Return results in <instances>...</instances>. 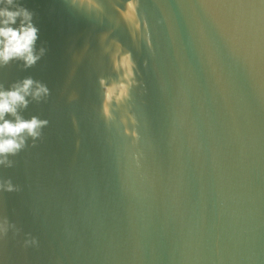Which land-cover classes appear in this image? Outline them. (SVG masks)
Segmentation results:
<instances>
[{
	"label": "water",
	"instance_id": "95a60500",
	"mask_svg": "<svg viewBox=\"0 0 264 264\" xmlns=\"http://www.w3.org/2000/svg\"><path fill=\"white\" fill-rule=\"evenodd\" d=\"M49 121L0 190V264H264V0H20Z\"/></svg>",
	"mask_w": 264,
	"mask_h": 264
},
{
	"label": "clouds",
	"instance_id": "9594fccd",
	"mask_svg": "<svg viewBox=\"0 0 264 264\" xmlns=\"http://www.w3.org/2000/svg\"><path fill=\"white\" fill-rule=\"evenodd\" d=\"M39 29L34 23V12L20 0H0V68L20 62L22 69L37 64L45 55L44 46L37 48ZM50 95L49 87L32 76H25L11 82L7 87L0 82V166L12 167L13 159L42 137V130L49 121L37 115L25 118L22 114L31 101L41 102ZM0 190L18 191L10 178L0 180ZM15 228L5 217L0 221V234H7L8 228Z\"/></svg>",
	"mask_w": 264,
	"mask_h": 264
}]
</instances>
